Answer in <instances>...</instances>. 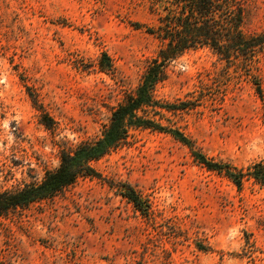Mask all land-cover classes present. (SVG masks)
Segmentation results:
<instances>
[{
  "label": "rangeland",
  "instance_id": "rangeland-1",
  "mask_svg": "<svg viewBox=\"0 0 264 264\" xmlns=\"http://www.w3.org/2000/svg\"><path fill=\"white\" fill-rule=\"evenodd\" d=\"M245 6L246 33L264 32V0ZM158 10L155 0H0V193L40 183L63 151L101 135L165 45L148 30ZM157 97L192 104L168 117L207 157L264 159V50L251 73L208 47L189 50L169 63ZM93 166L101 178L0 218V264H264V186L239 190L151 130L132 131ZM126 184L146 214L120 194Z\"/></svg>",
  "mask_w": 264,
  "mask_h": 264
},
{
  "label": "trees",
  "instance_id": "trees-1",
  "mask_svg": "<svg viewBox=\"0 0 264 264\" xmlns=\"http://www.w3.org/2000/svg\"><path fill=\"white\" fill-rule=\"evenodd\" d=\"M159 7L158 30L148 29L164 41V47L151 60L137 89L128 95L112 113L109 124L101 135L85 141L73 151H63L59 168L48 171L40 183L25 185L16 191L0 193V218L11 210L53 198L80 177H97L101 174L93 163L109 155L124 144L134 130H151L171 135L186 145L194 160L229 179L241 190L247 181L264 186V159L247 167L216 161L199 152L193 142L174 125L168 113H176L192 106L191 103L172 104L157 97L159 85L167 79V67L189 50L208 47L228 65H242L251 73L257 54L264 50V32L247 34L245 0H155ZM101 68L111 71L112 60L103 54ZM257 91L262 96L260 83ZM35 106L37 98L30 93ZM41 109V107H39ZM45 124L53 120L44 115ZM120 194L141 213L148 205L130 185H121Z\"/></svg>",
  "mask_w": 264,
  "mask_h": 264
}]
</instances>
